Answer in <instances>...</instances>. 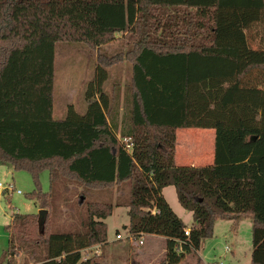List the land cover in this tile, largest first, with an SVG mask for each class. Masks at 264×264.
<instances>
[{
	"label": "trees",
	"instance_id": "obj_1",
	"mask_svg": "<svg viewBox=\"0 0 264 264\" xmlns=\"http://www.w3.org/2000/svg\"><path fill=\"white\" fill-rule=\"evenodd\" d=\"M118 34L134 39L132 48L103 54ZM72 38L96 51V73L85 115L69 106L56 120V44ZM125 63L131 80L119 123L105 87ZM182 129L215 131L212 165H177ZM119 135L131 139V153ZM0 164L28 171V197L48 212L61 180L90 190L129 183V236L165 238L168 264L200 251L218 221L248 218L251 264H264V0H0ZM169 187L192 213L189 237L163 196ZM113 211L90 203L83 231L70 233H49L48 214L44 235L38 214H15L8 264L39 249L36 264H93L84 252L107 243Z\"/></svg>",
	"mask_w": 264,
	"mask_h": 264
},
{
	"label": "rangeland",
	"instance_id": "obj_2",
	"mask_svg": "<svg viewBox=\"0 0 264 264\" xmlns=\"http://www.w3.org/2000/svg\"><path fill=\"white\" fill-rule=\"evenodd\" d=\"M239 6L245 0H225ZM76 37V36H75ZM129 36L117 35L116 39L103 46V54L116 55L132 48ZM261 39V37H260ZM78 40H81L80 38ZM258 50V46H252ZM96 51L86 46L83 41H62L56 44L55 52V88L53 116L56 120L65 118L68 107L73 106L80 115L87 111L86 91L96 73ZM111 79L105 90L112 98L118 100V121L121 123L124 112L123 97L126 86L131 80V66L127 63L111 70ZM121 138V136H118ZM215 131L207 129H182L177 132L176 163L180 167L209 166L214 162ZM0 182L14 191L0 192V264L8 262L6 253L9 249L10 225L15 214H38L40 209L28 197L35 190V183L28 171H15L11 166L0 164ZM43 192H50L48 171L40 174ZM130 184L125 183L105 190H90L79 183L61 180L54 193L53 206L49 208V233H70L83 231L82 223L87 218V206L90 203L113 204V214L105 220L108 226V244L100 250L85 252L84 257L92 259L93 264H168V242L164 238L146 235L139 240H130L127 227L130 223L127 207L130 195ZM21 191L22 194H18ZM83 194V196H82ZM163 196L178 217L186 224L192 221L191 212L186 211L178 202L174 187L164 189ZM48 215V216H49ZM252 230L250 219L221 220L216 223L214 234L202 243L196 254L185 255L179 264H251ZM120 235L122 239H117ZM180 252V250H178ZM42 249L34 255L21 252L11 258L12 264H36V259L43 257ZM86 255V256H85Z\"/></svg>",
	"mask_w": 264,
	"mask_h": 264
},
{
	"label": "built area",
	"instance_id": "obj_3",
	"mask_svg": "<svg viewBox=\"0 0 264 264\" xmlns=\"http://www.w3.org/2000/svg\"><path fill=\"white\" fill-rule=\"evenodd\" d=\"M120 140H121V142L124 144V146H125V148H126V150L128 151V152H132V150H133V144H132V141H131V139H129V138H120ZM9 189H11V190H13L14 191V186H11V185H9V187L8 188H6L2 183H0V192H2V191H4V190H9ZM18 194H22V192L21 191H18ZM158 212L156 211V210H154L153 211V214H157ZM192 228V227H191ZM191 228L189 227V228H187L186 229V231H185V235L187 236V237H189L190 236V233H191ZM144 237V236H143ZM117 239H122V237L120 236V235H118L117 236ZM130 240H132V236H130ZM133 241V240H132ZM141 245H143V241H139V243H138V246H141ZM85 252H87V250L85 251ZM84 252V253H85ZM86 256V255H85Z\"/></svg>",
	"mask_w": 264,
	"mask_h": 264
},
{
	"label": "crops",
	"instance_id": "obj_4",
	"mask_svg": "<svg viewBox=\"0 0 264 264\" xmlns=\"http://www.w3.org/2000/svg\"><path fill=\"white\" fill-rule=\"evenodd\" d=\"M126 36H127V34H126ZM130 40V39H129ZM134 39L133 40H130L129 42L131 43V46L133 45V43H134ZM195 167H196V165H198L197 163L196 164H193ZM1 183V182H0ZM178 199V198H177ZM191 215H192V213H191ZM181 218V217H180ZM12 220H13V218L11 219V222H12ZM181 220L183 221L184 219H182L181 218ZM185 224H186V221H183ZM186 226L189 228H191V227H193L194 226V221H193V217H192V221H190L189 223H187L186 224ZM128 228V227H127ZM150 236V235H149ZM152 237H155V238H162V237H158V236H152ZM165 239V238H164ZM108 244V242L106 243V244H104V245H99V246H96V247H93V248H91V249H88L87 251L88 252H93V251H96V255H97V257L99 256V255H101L100 254V250L101 249H103L104 247H106V245ZM9 260H10V258H8ZM9 260H8V262H9ZM87 260H89V258H85L84 257V261H87ZM8 262L6 263V264H8Z\"/></svg>",
	"mask_w": 264,
	"mask_h": 264
},
{
	"label": "water",
	"instance_id": "obj_5",
	"mask_svg": "<svg viewBox=\"0 0 264 264\" xmlns=\"http://www.w3.org/2000/svg\"><path fill=\"white\" fill-rule=\"evenodd\" d=\"M48 213L49 212L47 210H40L39 213H38V215H39V219H38L39 232L42 235L45 234Z\"/></svg>",
	"mask_w": 264,
	"mask_h": 264
}]
</instances>
